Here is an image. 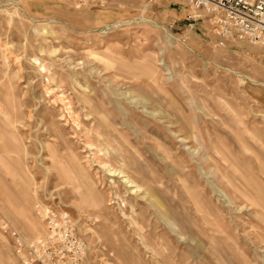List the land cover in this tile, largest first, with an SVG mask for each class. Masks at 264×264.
I'll return each mask as SVG.
<instances>
[{"label":"rangeland","instance_id":"374dc122","mask_svg":"<svg viewBox=\"0 0 264 264\" xmlns=\"http://www.w3.org/2000/svg\"><path fill=\"white\" fill-rule=\"evenodd\" d=\"M0 139V264L45 206L88 264H264V47L204 10L0 0Z\"/></svg>","mask_w":264,"mask_h":264},{"label":"built area","instance_id":"2783aa9c","mask_svg":"<svg viewBox=\"0 0 264 264\" xmlns=\"http://www.w3.org/2000/svg\"><path fill=\"white\" fill-rule=\"evenodd\" d=\"M65 1L74 9L98 3V0ZM181 1L209 13L216 22L217 36L236 37L264 47V0ZM40 212L47 228L43 239L28 241L15 230L10 231L20 264H88V245L77 234L70 215L59 206L55 209L45 206Z\"/></svg>","mask_w":264,"mask_h":264},{"label":"bare ground","instance_id":"6f19581e","mask_svg":"<svg viewBox=\"0 0 264 264\" xmlns=\"http://www.w3.org/2000/svg\"><path fill=\"white\" fill-rule=\"evenodd\" d=\"M15 108H16V110L15 111H17V107L15 106ZM99 118H101V123H104V121H106L104 118H103V116H101V117H99ZM109 138H111V136L109 135L108 136ZM108 137H105V141L107 142L105 145H106V148L108 149V147L111 145L110 144V142H109V138ZM123 138V137H122ZM8 139V138H7ZM0 141H1V139H0ZM10 141V140H9ZM124 141H125V143L126 144H128V142H129V140H127L126 138L124 139ZM14 145V144H13ZM96 145H98L97 143H96ZM102 146V145H101ZM104 148V147H103ZM106 148H104V150H106ZM118 149V148H117ZM109 150V149H108ZM107 151V150H106ZM116 152V151H115ZM14 155V154H13ZM15 155H17V154H15ZM16 158H17V156H16ZM120 160H123V157H118ZM124 162H125V164L126 165H128V166H130V165H132L133 164V162H134V159H132L131 161H126V160H124ZM13 164L15 165V167H13V171H12V173H11V176H12V178L14 179V177L13 176H17V159H14L13 160ZM2 166V168H4L6 165L5 164H3V165H1ZM127 166V167H128ZM110 167V166H109ZM111 168V167H110ZM125 168V167H124ZM129 168V167H128ZM127 169V168H126ZM4 170V169H3ZM109 172H111V174L114 176L115 174H120V173H122V174H124V173H126V171H120L119 172V170H114L113 168H111L110 170H109ZM126 175H128L127 173H126ZM0 188H3V183L1 182L0 183ZM1 190V189H0ZM3 190V189H2ZM1 192H3V191H1ZM2 194V193H1ZM3 195V197L5 196V194H2ZM10 213V212H9ZM39 233V230L37 229V228H32V232H31V234H38ZM46 233H47V230H46ZM39 240H41V239H39Z\"/></svg>","mask_w":264,"mask_h":264},{"label":"crops","instance_id":"0c3cea01","mask_svg":"<svg viewBox=\"0 0 264 264\" xmlns=\"http://www.w3.org/2000/svg\"><path fill=\"white\" fill-rule=\"evenodd\" d=\"M14 177V179H13V181L14 182H16V184H17V176H13ZM1 183V182H0ZM1 189V191H4L5 190V186L3 185V188H0ZM3 189V190H2ZM3 193H5V191L3 192ZM10 206H13V205H10ZM14 209H16L15 207H13ZM17 210V209H16Z\"/></svg>","mask_w":264,"mask_h":264}]
</instances>
